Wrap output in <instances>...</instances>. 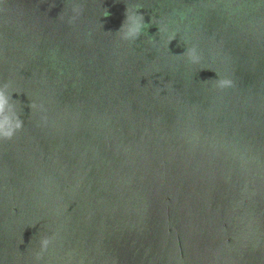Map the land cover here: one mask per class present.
I'll use <instances>...</instances> for the list:
<instances>
[{
    "label": "water",
    "instance_id": "95a60500",
    "mask_svg": "<svg viewBox=\"0 0 264 264\" xmlns=\"http://www.w3.org/2000/svg\"><path fill=\"white\" fill-rule=\"evenodd\" d=\"M0 9V85L24 121L0 141V264H245L264 203V0ZM126 9L145 19L134 41Z\"/></svg>",
    "mask_w": 264,
    "mask_h": 264
},
{
    "label": "clouds",
    "instance_id": "9594fccd",
    "mask_svg": "<svg viewBox=\"0 0 264 264\" xmlns=\"http://www.w3.org/2000/svg\"><path fill=\"white\" fill-rule=\"evenodd\" d=\"M4 2L5 0H0V4H4ZM71 7L74 15L68 19L69 25L74 24L83 11L82 5L73 4ZM107 15H109V12L106 9L104 16ZM145 24V19L142 14L134 13L129 9H126L125 20L119 29L120 38L124 41H134L138 39L142 30L145 28ZM174 39L175 37L173 36L171 40ZM183 55H187L189 62L193 64H199L202 59L195 46L186 48ZM216 75L217 77L219 76L218 73ZM215 81L216 86L220 89L230 88L234 85L233 80L230 78H217ZM9 87L10 85L8 83L0 85V141L12 140L24 127V121L20 118L15 105L12 103L13 99L12 94L8 91ZM29 106L31 109L37 108L35 103H31ZM39 107L43 109V105H40ZM43 119H46V117ZM54 238L55 237L45 236L41 239L40 251L35 254L37 261H39L42 258L43 253L48 250L49 245L53 242Z\"/></svg>",
    "mask_w": 264,
    "mask_h": 264
}]
</instances>
